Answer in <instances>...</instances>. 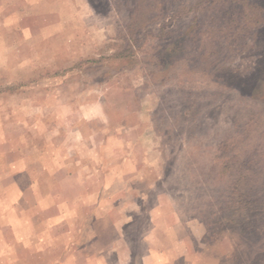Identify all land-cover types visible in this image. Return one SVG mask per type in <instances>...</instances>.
<instances>
[{"label":"rangeland","instance_id":"374dc122","mask_svg":"<svg viewBox=\"0 0 264 264\" xmlns=\"http://www.w3.org/2000/svg\"><path fill=\"white\" fill-rule=\"evenodd\" d=\"M114 257L264 264V0H0V264Z\"/></svg>","mask_w":264,"mask_h":264},{"label":"crops","instance_id":"0c3cea01","mask_svg":"<svg viewBox=\"0 0 264 264\" xmlns=\"http://www.w3.org/2000/svg\"><path fill=\"white\" fill-rule=\"evenodd\" d=\"M134 171H137V169L135 168V169H133ZM133 171V172H134ZM133 175H135V174H133ZM122 180V178H117V181H118V183L120 184V181ZM104 184V183H103ZM103 184H101V185H103ZM109 249H111V250H113L114 251V253H115V250L117 249L116 248V244L115 243H113L111 246H110V248ZM148 250H149V248H148ZM102 261H105L104 260V258H102L101 260H98V263L99 264H102ZM143 261V263H144V260H142ZM112 262V264H120L121 263V261H120V259L118 258V257H114V259H113V261H111ZM118 262H120V263H118ZM125 263H127V261L126 262H122L121 264H125ZM145 264H146V262H145Z\"/></svg>","mask_w":264,"mask_h":264}]
</instances>
